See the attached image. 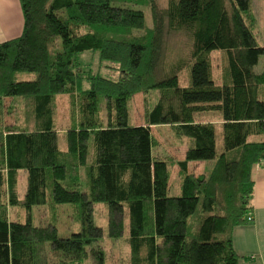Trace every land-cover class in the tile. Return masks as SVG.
I'll list each match as a JSON object with an SVG mask.
<instances>
[{"label": "trees", "instance_id": "obj_1", "mask_svg": "<svg viewBox=\"0 0 264 264\" xmlns=\"http://www.w3.org/2000/svg\"><path fill=\"white\" fill-rule=\"evenodd\" d=\"M147 1L151 29L142 0H20L24 31L0 43V264H108L101 244L126 233V264H241L233 232L249 223L252 170L264 167V140H253L264 135V46L253 1L169 0L165 9ZM171 34L188 39L189 87L179 85L182 64L161 68ZM88 51L115 77L85 75L79 55ZM214 51L225 52L219 85ZM58 95L70 99L64 132ZM137 95L142 122L134 123ZM207 112L222 119L197 120ZM153 128H167L183 157L159 150ZM202 163L203 173L190 171ZM176 167L181 193L171 196ZM67 204L80 211L81 230L71 237L55 222L33 223L34 208L55 215ZM99 204L107 206L106 231L96 224Z\"/></svg>", "mask_w": 264, "mask_h": 264}, {"label": "rangeland", "instance_id": "obj_2", "mask_svg": "<svg viewBox=\"0 0 264 264\" xmlns=\"http://www.w3.org/2000/svg\"><path fill=\"white\" fill-rule=\"evenodd\" d=\"M169 0H158V3L162 9H165L168 6ZM253 1V11L256 16V30L255 34L258 37L260 45L264 46V0H252ZM120 5V4H118ZM138 9L145 12L146 15V28L151 29L153 27V19L152 12L149 7V3L147 0H142V3L139 4ZM188 39L183 35L179 34H171L169 35L164 43L165 54L162 60L161 68L164 70L173 69V66H178L182 64L184 67L181 69L179 75V85L181 87H189L191 85V63L186 61L187 52H188ZM224 51H214L212 53L213 60V69L212 75L214 81L219 85L221 83V68L222 64V55H224ZM79 61L84 63L83 68L85 70V75H100L102 77L111 78L115 77V72L112 69L105 68V65H110L108 62L102 63L100 59V53L94 51H88L79 55ZM188 62V64H183ZM264 65V58L261 60L258 71H261ZM172 71V70H171ZM171 71L169 73H171ZM35 77L33 74H19L18 80H31ZM91 82L86 81L84 84V89L91 88ZM83 94H77V102L81 100ZM159 97L158 92L154 94L153 103H156ZM9 101H6V105H8ZM57 123L61 132H64L69 124H70V99L68 95H58L57 96ZM132 121L134 123L142 122V111H143V97L141 95H137L133 100L132 107ZM5 123L12 124L14 121L13 116L4 115ZM197 120L199 121H213L218 122L222 119L221 112H207L196 115ZM154 137L159 142V150H168L176 159L182 158L183 156V147L175 148L171 145V135L168 132L167 128H153L152 130ZM217 140H218V150L222 149V141H223V129L220 124L217 125ZM253 140H264V135L253 138ZM65 139H61V146L65 148ZM90 152H93V141L90 143ZM90 162L91 159H90ZM205 164V163H203ZM209 168L213 166V162L210 161L208 163ZM199 168H202L203 165L197 167L195 165H191L190 171H200ZM178 169V170H177ZM85 169H83V184L84 187L82 190H86L87 188V177L85 175ZM177 171L179 168L176 167L173 173V187L170 190L171 196H177L181 193L179 180L177 181ZM172 182V183H173ZM25 183V181H24ZM24 183H21V190L24 186ZM57 214V218L55 219V215ZM52 215L50 211L45 209V207H36L33 211V223L37 226H46L50 222H55L59 228V234L63 238L71 237L73 234L77 233L81 230V221H80V211L78 205H62L57 207V213ZM15 213L12 211V216L14 217ZM96 224L103 228L105 231L108 227V212L107 206L105 204H99L96 208ZM107 238V236H106ZM128 234L120 239V240H112L105 239V241L101 244L106 248V257L108 264H126L129 261V244H128ZM85 264H91V260L87 259Z\"/></svg>", "mask_w": 264, "mask_h": 264}, {"label": "crops", "instance_id": "obj_3", "mask_svg": "<svg viewBox=\"0 0 264 264\" xmlns=\"http://www.w3.org/2000/svg\"><path fill=\"white\" fill-rule=\"evenodd\" d=\"M24 25L20 0H0V43L20 37ZM162 151L173 156L167 149L163 148ZM202 165L203 170L199 168L201 173L207 167L206 164ZM252 178L255 184L251 213L254 221L234 229L233 243L241 264H264V167L254 166Z\"/></svg>", "mask_w": 264, "mask_h": 264}, {"label": "built area", "instance_id": "obj_4", "mask_svg": "<svg viewBox=\"0 0 264 264\" xmlns=\"http://www.w3.org/2000/svg\"><path fill=\"white\" fill-rule=\"evenodd\" d=\"M254 221V218H253V216L251 215V216H249L248 217V222H253Z\"/></svg>", "mask_w": 264, "mask_h": 264}]
</instances>
